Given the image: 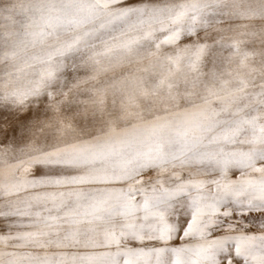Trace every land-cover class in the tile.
Masks as SVG:
<instances>
[{
	"label": "snow or ice",
	"instance_id": "6c2138e0",
	"mask_svg": "<svg viewBox=\"0 0 264 264\" xmlns=\"http://www.w3.org/2000/svg\"><path fill=\"white\" fill-rule=\"evenodd\" d=\"M74 7L41 16L32 33L43 42L75 28L43 57L41 82L64 70L58 58L83 49L109 55L157 30L163 45L198 54L221 43L199 0H90L79 15ZM257 10L264 14V5ZM236 95L195 121L154 130L147 145L52 147L24 160L21 186L35 191L0 206V264H264V99L254 101L243 85ZM38 111L0 109V143ZM83 224V246L102 248V258L30 251L49 247L45 237L80 245Z\"/></svg>",
	"mask_w": 264,
	"mask_h": 264
},
{
	"label": "rangeland",
	"instance_id": "374dc122",
	"mask_svg": "<svg viewBox=\"0 0 264 264\" xmlns=\"http://www.w3.org/2000/svg\"><path fill=\"white\" fill-rule=\"evenodd\" d=\"M199 2L209 25L216 29L213 34L214 37L219 39L221 43L213 44L210 41V47L198 54L194 49L163 45L160 41L163 40L165 34L157 30L153 35L140 39L131 48L116 50L109 55L96 57L92 55V49H83L75 54L58 58L62 59L65 65L64 70L59 73L62 77L57 75L55 80H44L43 82L40 81L41 72L45 67L42 62L32 68V75L28 81L25 78L23 81L22 70L24 68L21 69V65L25 64V60H22L18 54L19 51L16 50L13 56L15 55L14 59L20 64V67L16 72L18 80L14 99L22 96L20 102L23 103L29 98H33L32 105L34 107V103L41 98V101L47 102L48 109L46 111L48 112L46 114L56 115L58 121L67 126L66 120L70 116H63L64 112H61L60 108H55L56 104H52L51 101L55 96L62 97L66 93L75 92L76 96L79 97L78 100L81 101L80 106L78 105L80 112L86 111L93 105L96 98L90 94H84L85 92L77 89L75 85L64 89L62 84H57L58 80L60 82L73 75L75 70L74 59L79 55H82V61L90 65H101L108 71L121 67L114 77L121 78L124 75L122 72L127 67H132L133 70L134 68L137 69L134 78L165 80L176 88L168 89L169 95L160 97L158 102L154 100L160 96L161 91L156 82L150 86H139L136 90L134 89V93L128 99L134 104H136L135 101H139L140 105L138 104L134 109H128L124 117L118 122L108 121L103 128H93L92 138L97 145L118 143L129 139H136L147 145L153 131L160 127H175L177 123L182 121H195L201 117L205 110H219L226 105L237 102L240 97L236 93L242 85L252 94L254 101L264 99L260 95L264 92V14L257 10L264 5V0H199ZM72 3L75 7L70 11L79 15L77 9L90 3V0H73ZM243 10H245V14L241 12ZM83 27H90V25H83ZM74 30V26H66L59 44L72 40ZM49 50H46L45 55ZM6 60H8L7 55ZM215 64L217 67H213V69L217 70L216 75H214L216 72L204 75L203 82L200 84L185 83L189 77H200V70L203 65L209 66L207 69H210ZM208 71L211 72V69ZM85 77L97 79L99 75L86 74ZM47 84L61 86L57 88L58 91L54 92L50 90L51 88L45 87ZM105 86L112 89V92L121 91V86L115 82L107 83ZM180 86L182 88L177 89ZM36 108L34 107V109ZM42 114L43 112L38 115ZM99 114L101 115L102 112ZM99 118L97 117V120ZM87 139L88 135L82 136L80 140L61 145V148L70 153L90 148L91 146L87 145ZM96 144H92V146ZM30 146L32 144L29 140L16 148L18 160L13 164V189L10 193V201L18 196H24L27 192L35 191L30 187L21 186V165L24 160L32 156L30 155ZM52 147L54 146H50V148ZM5 182L6 180H4ZM87 227V224L81 225L80 245L57 247L55 237H45V243H49V239L52 241L49 247L32 248L30 251L34 255L47 253L56 258L71 259L75 256L77 259L80 257L100 259L104 251L102 248L83 246L88 235ZM60 243L63 245L64 242L60 241Z\"/></svg>",
	"mask_w": 264,
	"mask_h": 264
},
{
	"label": "bare ground",
	"instance_id": "6f19581e",
	"mask_svg": "<svg viewBox=\"0 0 264 264\" xmlns=\"http://www.w3.org/2000/svg\"><path fill=\"white\" fill-rule=\"evenodd\" d=\"M71 1L73 2V0ZM71 1L0 0V109L39 108L35 118L26 123L15 137L10 138L4 143H0V205L11 200L10 193H12L13 189V164L18 160L16 148L22 143L30 140V144H32V146L29 147L31 151L30 155H33L38 153L41 149L47 150L50 146L61 147V145L80 140L82 136L88 135L87 145L92 147V144H96L95 140L92 138L93 128H103L107 125L108 121L118 122L124 117L128 109H134L138 104L140 105L139 101H135L136 104H134L128 99L137 87L150 86L153 82H156L161 91L160 96H157L154 100L157 102L160 97L162 98L169 95L168 89L174 87L165 80L134 78L137 69L134 68L133 70L132 67H127L126 70L122 72L124 75L121 76V78L114 77L121 67H117L113 71H108L102 68L103 66L101 65H90L82 61V55H79L74 59L75 70L73 75H69L70 77L60 82L58 80L57 84H62L64 89L68 86L75 85L77 89L85 92L84 94H90L96 98L93 105L87 108L86 111L80 112L79 106L81 101L78 100L79 97L76 96L75 92L66 93L65 96L62 97L58 95L55 96L51 101L52 104H56L57 106L55 105V108H60L62 110L61 112H64L63 116H70L67 117L66 120L67 126H65L63 122L60 123L56 115L46 114L48 112L46 111L48 109L46 106L47 102L44 100L41 101V98L34 103V107L32 105L33 98H29L23 103L20 102L22 96L14 99L18 80L16 72L20 67V64L14 59V52L18 50L19 56L23 61L25 60V64L23 63V66L21 65V69L24 68V70H22V78L23 81L24 78L28 81L29 77L32 75V68L38 66L42 62L47 49H54L59 45L63 37V31L66 28V26L60 28L48 37L46 41L41 42L32 35V33L37 30V25L41 16L48 15L50 11L53 14H55L57 10L63 11L66 5H74ZM69 2L71 3L68 4ZM241 12L245 14V10ZM5 54L8 57L6 61ZM3 55L5 56L2 58ZM207 67L209 66L203 65L200 70V77H189L185 80V83L200 84L203 82L204 75H208L209 73L213 74L214 72H216L214 75L217 74V70L213 69V67H217L216 64L212 65V68H210L211 72L208 71L210 69H207ZM153 69L155 70V68ZM86 74L99 75V78H86ZM58 76L62 77L59 73ZM114 82L121 86L120 92H112V89L105 86L107 83ZM60 86H51V84L45 85L47 89L51 88L50 90L54 92L58 91L59 89L57 88ZM181 88L182 86L177 89ZM173 89L176 88L174 87ZM41 112H43V114L38 115L41 114ZM100 112H102L101 115L99 114ZM105 115L107 116L106 119ZM97 117H100L99 120H97ZM4 180H6L5 183ZM20 198H23V196H18L14 198L13 201Z\"/></svg>",
	"mask_w": 264,
	"mask_h": 264
}]
</instances>
